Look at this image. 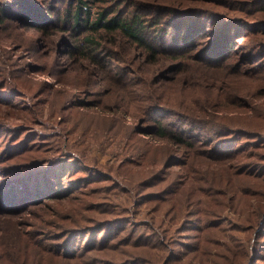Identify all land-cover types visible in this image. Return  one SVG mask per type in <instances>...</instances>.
Returning a JSON list of instances; mask_svg holds the SVG:
<instances>
[{
  "label": "trees",
  "instance_id": "1",
  "mask_svg": "<svg viewBox=\"0 0 264 264\" xmlns=\"http://www.w3.org/2000/svg\"><path fill=\"white\" fill-rule=\"evenodd\" d=\"M125 1L139 10H124ZM66 34L71 55L86 59L93 75L100 62L114 65V75L107 69L114 102L133 104L141 123L129 133L134 153L142 141L149 151L148 139L163 143L147 180L131 187L137 209L156 201L153 221L127 216L111 242L114 217L82 222L96 209L89 202L94 183L111 177L72 154L41 158L34 154L46 139L41 133L1 124L0 264H171L182 257L185 264H245V247L229 259L211 250L220 232L231 248L226 223L254 237L258 253L249 264H264V0H0V46L24 51L37 73L50 70L37 51ZM18 58L4 59L0 50V104L15 89L9 80ZM100 85L85 81L74 91L90 87L87 97L96 96ZM74 91L67 90L64 112L104 106ZM165 204L173 206L167 219L178 224L166 230L156 220ZM228 209L238 218L226 216ZM142 225L162 230L173 245L166 248L159 235L136 236ZM118 242L132 248L120 261L109 252Z\"/></svg>",
  "mask_w": 264,
  "mask_h": 264
},
{
  "label": "rangeland",
  "instance_id": "2",
  "mask_svg": "<svg viewBox=\"0 0 264 264\" xmlns=\"http://www.w3.org/2000/svg\"><path fill=\"white\" fill-rule=\"evenodd\" d=\"M121 6L124 10L127 8L128 12H136L140 8L132 5L129 1H125ZM205 38L201 37L198 40L201 42ZM56 40L55 44L52 45L51 42L44 45L40 51H37V54L40 55V58H38L39 64L46 62L50 66L49 71L42 73H37L34 68H28L26 62H29L30 59L23 57L25 56L24 51L16 49L17 47H11L6 42L0 46L2 58L7 59L11 54L12 57H19L18 61L21 62L20 69L13 71L12 74L15 76L9 80V83L15 89H10L11 95H8V98L0 104V129L2 128L1 124H9L13 127H28L29 133H41L42 138H46L38 139L40 141L37 144L38 151L34 154L49 160L72 154L87 165L90 164L105 172L106 176L111 177V179H103L94 183L93 195L89 196V202L96 209L85 212L86 219L82 222L83 224H95L96 221L100 222L103 218L114 217V226L112 227L114 235H110L112 242L116 235L120 234V230L124 226L122 221L128 220L127 216L136 219V222L141 224L153 221L151 211L153 206L156 205V201L145 203L140 209H137L136 204L139 199L131 187L135 183H142L147 180L149 176L147 172L152 169L156 159H159L165 153L162 148L163 143L159 140L148 139L152 143V150L149 151L146 143L142 141L140 142L141 147L138 148V154H135L133 141L130 139L129 133L141 123L138 119L132 117L133 104L121 103L119 105V103L114 102V77L110 80V73H107V69H112L114 75V65L108 62L101 65L100 62L96 64V70L98 71H95L93 75L91 69L87 66L89 62L86 59L75 58L71 55L74 41L68 34L60 35ZM240 42H244V39H241ZM85 81L92 84L101 83L100 90L102 92L100 94L96 93V96L87 97V94L94 93L90 87L83 89L84 91L81 92H79V89L74 91L76 85L80 87L81 83ZM67 90L71 93L72 91L78 92L76 93V99L77 96L80 100L95 99L96 105H101L100 102H102L104 106L91 109L79 103L82 105L74 107L69 112H64L67 105L64 100ZM114 105H119V112L114 113ZM137 132L140 137L146 138L148 136L139 129H137ZM36 133L32 136H36ZM176 169L179 170L180 167H176ZM155 187L147 190L154 191L161 185ZM53 205L62 209V206H65V209H68L67 202H53ZM241 205L243 203L237 204L235 209L240 211ZM172 209V204H165L162 212L156 218L157 221L159 219L164 220L161 223L162 228L165 230L169 226L178 225L174 223L175 221L167 219L166 214ZM187 212L188 209L185 208L182 220L177 221L183 222ZM225 214L232 220L238 218V213L233 209H228ZM32 220H34L33 217ZM151 225L153 226L152 223ZM26 226L27 229L31 228L30 225ZM224 228L229 237L232 235V240L229 242L231 248L229 249L228 236L225 233H214L212 235L214 240L211 245L212 252L218 253L225 259L230 257L239 258L242 256V250L245 247L249 253L245 264H249L258 253L256 248L259 243H254L253 236V239L246 238L247 233L240 228H233L228 223L224 225ZM158 235L166 248L173 245L169 235L167 236L158 228L152 230L150 227L142 225L139 226L136 233V236L146 237L147 239L156 238ZM186 236L188 237V234L185 232L179 238L186 241L187 239L184 238ZM124 240L125 236L119 242ZM119 242L115 247L113 245L109 252L114 256V259L120 261L132 254V248L122 246ZM216 242H219L220 245ZM197 251L191 250V253H197ZM186 262L187 259L182 257L180 262L171 264H185ZM260 262H262V259H260Z\"/></svg>",
  "mask_w": 264,
  "mask_h": 264
}]
</instances>
